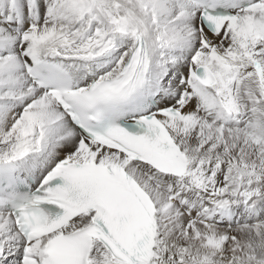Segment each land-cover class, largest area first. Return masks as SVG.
Here are the masks:
<instances>
[{"label": "snow or ice", "instance_id": "snow-or-ice-1", "mask_svg": "<svg viewBox=\"0 0 264 264\" xmlns=\"http://www.w3.org/2000/svg\"><path fill=\"white\" fill-rule=\"evenodd\" d=\"M0 264H264V0H0Z\"/></svg>", "mask_w": 264, "mask_h": 264}]
</instances>
